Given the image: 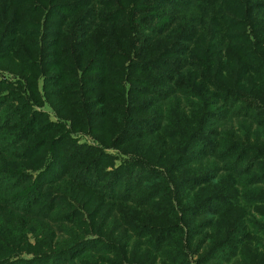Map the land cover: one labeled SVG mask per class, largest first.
Segmentation results:
<instances>
[{"label":"trees","instance_id":"trees-1","mask_svg":"<svg viewBox=\"0 0 264 264\" xmlns=\"http://www.w3.org/2000/svg\"><path fill=\"white\" fill-rule=\"evenodd\" d=\"M11 57L31 96L0 81V223L43 249L0 231V264H189L182 236L264 264V0H0Z\"/></svg>","mask_w":264,"mask_h":264},{"label":"rangeland","instance_id":"rangeland-1","mask_svg":"<svg viewBox=\"0 0 264 264\" xmlns=\"http://www.w3.org/2000/svg\"><path fill=\"white\" fill-rule=\"evenodd\" d=\"M0 81H7V82H15V81H19L23 86H24V94L26 97H30L31 96V92L30 90H28L27 88V81L24 80V78H22L21 76L17 75L16 73L17 72H21L22 71V68L15 63L14 59L11 57L9 60H5L4 62H2L0 64ZM42 81L41 80L39 82V91L40 93L43 95V99L45 100L44 98V91H43V85H42ZM34 107H36L34 105ZM39 111H44L46 112L48 115H49V119L50 121L54 122V123H63L64 120H62L61 118H59L56 114V112L52 109V107L46 103V105L43 107V108H37ZM1 115V113H0ZM66 123H69L70 125V122H66ZM0 133H2V131L0 130ZM74 136H78L79 139H81L82 143H86V144H89V145H94V146H100L99 143L92 137L90 136L89 134H84V133H79V135H77L76 133L73 134ZM107 152L115 155L116 157H119L121 158L123 155L121 154V152L115 148L113 149H106ZM122 162L121 160H117L115 162V166H118L120 165ZM62 191H69V192H72L71 190H68V188H62L61 189ZM19 203H22V202H19ZM17 206H20V204H17ZM124 209V208H123ZM113 216L115 217L117 215V213H113V211H111ZM118 221L120 219V216H118L116 218ZM1 220V219H0ZM6 223H0V231H2V233L4 235L7 236V238H9V246L10 248H12L13 246L14 247H17L19 249L21 248H24V249H32V251L35 252H31L33 255L37 256V255H40L38 254L40 250H42L43 248L40 247L38 249L33 250L36 246V240H35V232H37L40 228V226H37V227H34L33 229H31V225H27L25 223V219L20 216V215H8L7 217V226L5 225ZM22 224H25L26 226L24 227L25 231L23 232L21 230V225ZM5 226L7 227V229H5ZM52 227V226H51ZM110 229V228H108ZM106 228V230H108ZM20 231L23 233L21 239L19 238L20 236ZM185 233H187V230L184 229ZM19 235V236H18ZM186 236H182V244L184 245L182 247V249L185 251V253L188 254V263L189 264H217V262H210L207 260V255L209 254V250L211 249L210 248V245H209V242L207 244H200V243H195V245H193V247H186L187 245V241H186ZM8 241V240H7ZM131 244L129 246V250L130 252H127V256L129 258V262L131 260L133 261H136V259H139V254H136V252L138 251H142V253L144 255H149L150 256V251L147 249V248H143L141 247V240H137L135 238H132V240L129 241ZM178 242L175 241V243ZM13 243V244H12ZM13 245V246H12ZM175 245V244H174ZM128 251V250H127ZM123 252H125L123 250ZM148 252V254H147ZM32 254H28V253H25L22 257L24 258H31L33 257ZM95 252H87V255L89 257H92V258H89L87 260V263H89V261H93L95 260V257L94 255ZM125 255V254H124ZM100 256V253L97 255V257ZM151 257H154V256H151ZM2 259V254H0V260ZM11 260H16L18 259L17 256H13L12 258H10ZM164 257H161V256H157L155 257V262H153L152 260L149 261L148 264H166V262L163 260ZM205 259V260H204ZM200 260H204L202 263H198ZM242 259H237V261H241ZM94 262V261H93ZM137 263V262H135ZM138 263L140 264H143L142 262H140L138 260ZM223 264H228V263H223ZM230 264H240V263H237V262H231Z\"/></svg>","mask_w":264,"mask_h":264}]
</instances>
